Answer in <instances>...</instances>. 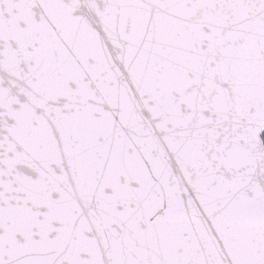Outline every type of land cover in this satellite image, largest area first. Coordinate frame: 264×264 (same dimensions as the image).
Here are the masks:
<instances>
[{"label":"snow or ice","instance_id":"1","mask_svg":"<svg viewBox=\"0 0 264 264\" xmlns=\"http://www.w3.org/2000/svg\"><path fill=\"white\" fill-rule=\"evenodd\" d=\"M0 264H264V0H0Z\"/></svg>","mask_w":264,"mask_h":264}]
</instances>
